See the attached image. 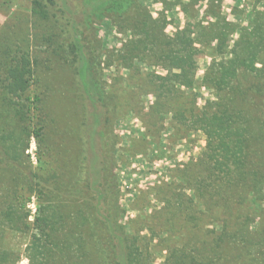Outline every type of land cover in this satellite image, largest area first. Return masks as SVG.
I'll return each mask as SVG.
<instances>
[{
	"label": "trees",
	"instance_id": "1",
	"mask_svg": "<svg viewBox=\"0 0 264 264\" xmlns=\"http://www.w3.org/2000/svg\"><path fill=\"white\" fill-rule=\"evenodd\" d=\"M11 1L2 0L0 6ZM74 1L31 0V20L13 13L0 32V264L20 260L18 253L6 248L8 233L28 236V264H151L149 243L160 233L166 235L156 243L164 246L161 264H264V259L258 261L263 253H257L264 247V233L251 231V210L245 206L248 196L260 198L263 192L264 134L258 143L257 137L247 138L245 131L251 119H256V111L249 109L247 98L237 101L239 97L232 94L238 91L233 82H240L239 71L262 77L256 63L264 66L260 60L264 57V11L251 15L248 26L240 27L225 20L216 0H208L206 12L213 23L204 27L198 21L193 31L186 28L169 37L163 32L164 20L152 17L141 0H80L79 11ZM198 1L175 0L172 4L189 11ZM30 21L36 28L35 38L52 46V56H63L50 76L64 93L52 101L56 108L41 105L39 89L44 83L34 76L27 50ZM97 22L130 36L118 51L117 60L123 67L130 68L135 60L147 56L154 65L167 63L166 77L151 75L157 90L150 115L157 122L163 120L166 107L160 101L161 89L173 95L178 86L193 88L195 57L207 51L215 54L201 80L202 86L214 90L215 101L208 100L198 115L191 110L189 119L186 114L171 117L173 124L189 122V130L205 134V152L190 165L191 174L180 172L183 184L170 187L178 190L169 197L175 207L161 217L165 219L161 232L155 235L150 230L147 239L139 231L131 232L130 221L122 218L112 172L114 142L109 138L105 144L96 129L102 120L105 86L102 69L88 61L81 28H93ZM235 34L233 47H228ZM91 43L89 54H94L98 42ZM14 44L26 53L12 51ZM226 53L231 55L227 60L223 58ZM187 95L192 100L193 95ZM74 98L80 103L78 124L75 121L68 129L51 127L48 115L52 109L60 115L62 105H73ZM235 113L248 119L238 122ZM31 139L37 147L34 166L26 154ZM184 189L192 190L193 198H186ZM31 197L36 199L32 222L26 209ZM196 197L200 202H194ZM173 201L165 202V210ZM192 203L202 210L196 211ZM208 225L213 226L209 234L204 232ZM170 243L176 244L170 247Z\"/></svg>",
	"mask_w": 264,
	"mask_h": 264
},
{
	"label": "rangeland",
	"instance_id": "2",
	"mask_svg": "<svg viewBox=\"0 0 264 264\" xmlns=\"http://www.w3.org/2000/svg\"><path fill=\"white\" fill-rule=\"evenodd\" d=\"M30 1L12 0L13 3L0 6V32L10 22L13 13H21L22 16H28V19L31 20L29 18ZM141 1L152 17L164 20L165 28L163 32L169 37L186 28L193 31L192 25L198 21L202 22L204 27L214 22V18L206 12L208 0H199L189 11L182 10L179 4L173 5L172 3L175 0ZM179 1L185 4L189 2V0ZM216 1L215 3L219 5V11L225 20L240 27H247L251 15L264 11V0ZM73 5L79 11L82 4L80 0H75ZM27 27L29 29V49L27 50L31 60V68L34 76L38 80L40 79L41 83H44V86L39 89V97L42 99L41 105L45 109L47 106L56 108V104L54 106L52 101L64 93L62 88L52 83L50 76L54 74L52 68H58L63 56H52V53H54L52 46L44 45L35 38L36 28L32 21L28 22ZM92 27L84 28V30L81 28V30L84 32L82 38L88 61L96 68L102 69V80L105 86L104 104L101 108L102 120L96 129L102 134L105 144L109 142V138L112 139V143L114 142L113 155L115 162L112 172L116 176L118 185V202L123 211L122 218L130 221L131 232L139 231V236L147 239L150 237V230L154 231L155 235L161 232L165 223V219L161 217L168 211L172 212V208L175 207V201L169 197L178 190H170V187L183 184L178 178L180 172L185 170L186 174H191L192 171H188L190 165L197 163L205 152V134L201 130H189L188 120L187 124L186 122L185 124H178L177 120V124H173L171 117L176 114L180 118L179 116L186 114V118L189 119L191 110L198 115V111H201L208 100L215 101L214 90L201 85L203 75L211 63V55L215 54L207 51L208 53H199L195 57L196 85L193 88L185 89L178 86L173 95H169L170 92L166 91L165 88L161 89L160 101L166 107L162 114L163 120L157 122L156 116L150 115V106L156 100L154 91L157 90V85L153 84L154 77H151V75L166 77L169 74L167 63L159 62V65H154V62H150L151 60H148L147 56L145 57L146 60H135L130 68H125L119 62L118 51L127 43L130 36L103 22H97ZM190 36L193 37L194 34L191 33ZM236 37L237 34L231 37L228 47H233V41ZM87 38L92 42H98L99 49L95 51L96 53L89 54L92 43L86 41ZM196 45L195 48L198 47ZM215 45V41L211 43L212 47H215ZM230 49H226V51H230ZM14 50L20 55L26 53L23 47L15 44L12 51ZM229 57L231 55L228 53L223 55L225 60ZM215 58L218 62L221 55L215 56ZM260 60L263 62L264 57ZM46 67H49L50 70H47ZM256 67L261 69L262 77L254 78V74L239 71V85L233 82V86H237L236 90L241 91L242 95H237L238 91H232V94L239 97L237 101L241 100L240 97L247 98L249 109L256 111V119H251L250 128H247L245 135H247V138L250 136L257 137L255 143H258L259 135L262 139L261 136L264 134L261 130L264 129V66L261 63H256ZM48 81L51 85L47 84ZM182 93L188 101L182 98ZM187 94L193 95L190 96L192 100L188 99ZM70 97L74 96L71 95ZM170 97L172 98L171 101H169ZM74 100H76V103L71 106L69 104L62 105L60 115L55 113L56 109H52V114L48 115V122L51 127L56 128L55 126L64 125L68 129L75 124V121L78 124L80 103L77 98H74ZM166 103L169 105L167 106ZM73 117L76 120L72 119ZM247 119L244 114L237 116L235 113L234 120L242 122V120ZM36 152V143L31 139L26 154L33 166L36 165ZM182 192L186 194V198H193L192 190L185 191L184 189ZM167 200L173 202L171 208L165 210ZM35 201V197H31L26 204V209L29 211L28 220L31 222L36 214ZM194 202L198 203L200 200L196 197ZM192 205L195 206L196 211H201L203 208L195 203H192ZM245 206H248L251 210L249 216L251 231H257V233L263 235L264 186L260 198L253 197V195L248 196ZM198 215L200 216V213ZM212 228L213 226L208 225L204 232L208 231L209 234ZM165 237V233H160L149 243V245L151 244L149 247L151 248V264H161L163 262L165 257L163 243L161 245H156V243L163 241L166 239ZM141 241L144 245H147L143 238ZM28 243L29 238L26 235L6 234V248L18 253L20 256L18 264H28L25 258V247ZM175 244L170 243L169 245L173 247ZM257 253H263L261 257H258L260 262L264 259V247L262 246Z\"/></svg>",
	"mask_w": 264,
	"mask_h": 264
},
{
	"label": "crops",
	"instance_id": "3",
	"mask_svg": "<svg viewBox=\"0 0 264 264\" xmlns=\"http://www.w3.org/2000/svg\"><path fill=\"white\" fill-rule=\"evenodd\" d=\"M184 1V0H183Z\"/></svg>",
	"mask_w": 264,
	"mask_h": 264
}]
</instances>
